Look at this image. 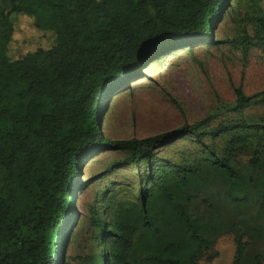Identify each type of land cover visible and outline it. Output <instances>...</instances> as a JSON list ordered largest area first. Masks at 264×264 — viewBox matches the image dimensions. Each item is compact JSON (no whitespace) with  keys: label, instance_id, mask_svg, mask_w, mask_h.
I'll list each match as a JSON object with an SVG mask.
<instances>
[{"label":"trees","instance_id":"trees-1","mask_svg":"<svg viewBox=\"0 0 264 264\" xmlns=\"http://www.w3.org/2000/svg\"><path fill=\"white\" fill-rule=\"evenodd\" d=\"M226 2L0 0L53 37L49 49L9 60L12 25L0 14V264H61L71 231L62 241L59 236L71 219L78 167L103 146L149 166L137 201L120 203L111 223L98 221L109 236L105 264H198L207 254L210 260L217 240L229 233L236 244L230 264H261L256 246L264 242V171L246 177L232 162L245 146L240 127L251 125L206 131L203 120L114 142L102 139L99 126L110 90L165 50L204 41ZM250 21L255 35L235 40L264 48V18ZM234 93L232 111L264 104V90L249 97L237 87ZM185 135L207 153L200 161H151L153 150ZM207 135L225 140L221 153L204 143Z\"/></svg>","mask_w":264,"mask_h":264},{"label":"rangeland","instance_id":"rangeland-1","mask_svg":"<svg viewBox=\"0 0 264 264\" xmlns=\"http://www.w3.org/2000/svg\"><path fill=\"white\" fill-rule=\"evenodd\" d=\"M11 9L8 4L0 6V14L12 25L7 58L15 60L40 48L49 49L52 34L36 30L31 18ZM253 18H264V0H227L204 41L167 49L141 74L116 85L101 103L102 139H145L203 120L206 131L222 124L246 123L251 128L236 126L242 130L245 146L232 162L244 176L258 177L264 171V104L241 112L231 110L235 88L241 87L249 97L264 90V48L252 40L246 46L235 40L255 35ZM224 141L204 137L216 153L222 152ZM204 155L198 141L185 135L153 150L151 161L181 164L200 161ZM128 157L125 151L103 146L79 165L71 192V219L59 236L62 241L63 234L71 231L61 264H105L109 236L102 233L98 221L111 223L118 205L136 202L139 191L148 185L147 163L140 159L133 164ZM255 160L260 167L252 165ZM225 210L221 204L220 211ZM235 250L234 235H222L212 258L208 260L207 254L198 264H230ZM256 251L264 264V242Z\"/></svg>","mask_w":264,"mask_h":264}]
</instances>
